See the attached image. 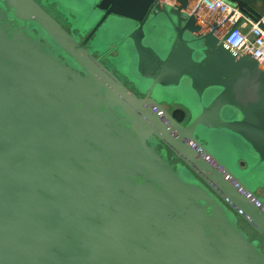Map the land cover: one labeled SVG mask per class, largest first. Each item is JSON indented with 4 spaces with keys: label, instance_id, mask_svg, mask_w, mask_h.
Masks as SVG:
<instances>
[{
    "label": "water",
    "instance_id": "obj_1",
    "mask_svg": "<svg viewBox=\"0 0 264 264\" xmlns=\"http://www.w3.org/2000/svg\"><path fill=\"white\" fill-rule=\"evenodd\" d=\"M190 1L80 0L75 33L0 0V264H264V63ZM118 47L136 89L104 61Z\"/></svg>",
    "mask_w": 264,
    "mask_h": 264
},
{
    "label": "built area",
    "instance_id": "obj_2",
    "mask_svg": "<svg viewBox=\"0 0 264 264\" xmlns=\"http://www.w3.org/2000/svg\"><path fill=\"white\" fill-rule=\"evenodd\" d=\"M188 11L204 18L228 48L241 55L250 53L264 63V16L254 17L227 0H191Z\"/></svg>",
    "mask_w": 264,
    "mask_h": 264
},
{
    "label": "rangeland",
    "instance_id": "obj_3",
    "mask_svg": "<svg viewBox=\"0 0 264 264\" xmlns=\"http://www.w3.org/2000/svg\"><path fill=\"white\" fill-rule=\"evenodd\" d=\"M44 3V5L46 6V8L48 10H50L56 17H58V19L60 21H62V23L68 27L69 29H71L73 32L78 33L79 28L77 27L78 24V20H80L81 18H85V15H82L75 18L77 19L76 22L71 20L70 17H75V13L79 12L80 10L83 11V9L86 7V5H83V3H80V0H68L73 2L74 4L69 5L67 4V2L65 0H40ZM83 5V6H82ZM79 26V24H78ZM81 26V25H80ZM121 26H128L126 25V23L113 19L111 22H109V24L104 28V34L105 35H111L113 34L112 32H115L117 30L120 29ZM103 38V37H102ZM150 40L154 43H156L158 41V35L156 33V31L154 29H150ZM91 49L95 52V54L102 56L103 54H105V52L107 51L108 47L114 44H108L106 46H103L100 44V42H96V41H91L89 43ZM107 53V52H106ZM113 56L117 57V60H114L108 56L104 57V61L105 63L112 68L117 74H119V76L121 78H123V80L125 82H127V84H129L133 89L135 88V81H134V72L131 68H129L126 64V60H125V56L127 55V53H125L122 48L120 49V47L116 48L114 50V52H112ZM163 104L166 108L172 107L170 105H177V106H181L183 108L186 109L187 111V115L185 116L184 119L188 118V115L190 116L191 112H192V107H190L187 103H179L176 101H173L171 103H168L166 101H163ZM173 105V106H174ZM180 116V115H179ZM210 144V143H209ZM211 145V144H210ZM212 148H214L215 152L218 153L227 163H229L232 168H234L236 171L240 172V167L245 164L246 165V161H244L245 159L242 157H238V155L233 151V149L237 147L240 148L242 147V145L238 144V143H226V146L223 144L222 141L218 142H214L212 143ZM234 147V148H233ZM243 148V147H242ZM237 156V158H236ZM242 158V159H241ZM239 160V166L238 164H235V162ZM256 191L264 196V190L262 187H257Z\"/></svg>",
    "mask_w": 264,
    "mask_h": 264
},
{
    "label": "crops",
    "instance_id": "obj_4",
    "mask_svg": "<svg viewBox=\"0 0 264 264\" xmlns=\"http://www.w3.org/2000/svg\"><path fill=\"white\" fill-rule=\"evenodd\" d=\"M230 3H238L254 17L264 16V0H227Z\"/></svg>",
    "mask_w": 264,
    "mask_h": 264
},
{
    "label": "flooded vegetation",
    "instance_id": "obj_5",
    "mask_svg": "<svg viewBox=\"0 0 264 264\" xmlns=\"http://www.w3.org/2000/svg\"><path fill=\"white\" fill-rule=\"evenodd\" d=\"M109 56H113V54L111 53ZM108 56V57H109ZM174 105V104H173ZM170 105V106H172V107H170V109L169 108H167V109H169V111L175 116V113L177 112V111H179V110H185L186 111V109L185 108H183V107H181V106H177V105ZM186 113H187V111H186ZM188 114V113H187ZM176 117V116H175ZM188 117H189V115H188ZM177 118V117H176ZM180 121V120H179ZM187 121V118L186 119H184V120H181V122H183V123H185ZM171 155H172V153H171ZM174 161H179V159H177V158H175L174 159ZM243 166H245V164L243 165Z\"/></svg>",
    "mask_w": 264,
    "mask_h": 264
},
{
    "label": "trees",
    "instance_id": "obj_6",
    "mask_svg": "<svg viewBox=\"0 0 264 264\" xmlns=\"http://www.w3.org/2000/svg\"><path fill=\"white\" fill-rule=\"evenodd\" d=\"M180 115V116H179ZM187 115L185 110H179L175 113V116L177 117L178 120H184L185 116ZM188 119V118H187Z\"/></svg>",
    "mask_w": 264,
    "mask_h": 264
}]
</instances>
